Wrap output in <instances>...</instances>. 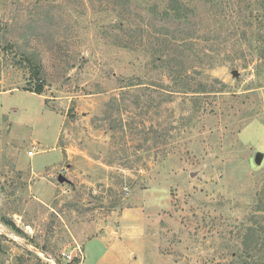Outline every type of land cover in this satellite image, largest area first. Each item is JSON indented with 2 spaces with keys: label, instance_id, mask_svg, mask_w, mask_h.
I'll use <instances>...</instances> for the list:
<instances>
[{
  "label": "rangeland",
  "instance_id": "rangeland-1",
  "mask_svg": "<svg viewBox=\"0 0 264 264\" xmlns=\"http://www.w3.org/2000/svg\"><path fill=\"white\" fill-rule=\"evenodd\" d=\"M175 2L0 0V264H264V0Z\"/></svg>",
  "mask_w": 264,
  "mask_h": 264
},
{
  "label": "trees",
  "instance_id": "trees-1",
  "mask_svg": "<svg viewBox=\"0 0 264 264\" xmlns=\"http://www.w3.org/2000/svg\"><path fill=\"white\" fill-rule=\"evenodd\" d=\"M176 0H172V3H169L168 6H166L164 8V15L167 17L168 21L173 22L175 24H173L172 26H177L179 25H183L188 18V7L187 4L182 3L181 4H176L175 2ZM171 4V5H170ZM170 40V44L173 45L172 50L177 51L179 47H182V52H184L183 47H185L188 43L189 39H181L178 38L177 36L171 37L169 38ZM201 42V41H198ZM166 57H168L167 59H163V57H157L155 56V53H152L149 55V61L147 62V65H152V67L150 68V70L153 69H157V64L160 63L161 65L163 61H169V58H174V63L172 64H167V66L162 69V73H157L160 74V76H162L161 78V86H165L167 92V95H174V94H178V92L180 93H193L196 94L195 96H199V94L202 93H208V92H213V90H211L213 87H207V82H210V79L208 77H204L201 76L199 74H202L199 70L195 68L190 69V73H196L198 74V76L200 77V81L197 82L196 87L193 88H186L185 85H182V83H186V78L185 76H187V74L189 73L188 68H186V70H181L178 71V56L175 57V55H173V53H165ZM163 56V55H162ZM202 56H204L205 58L208 59V56L202 52ZM187 56L184 55L182 57V60L184 58H186ZM181 58V57H180ZM200 61H198V64H203L201 61V57H198ZM204 65H201L199 67H203ZM163 74V75H162ZM34 75L39 79V73L37 71L34 72ZM164 77V78H163ZM140 80V79H139ZM142 84L141 81L137 82V83H129L127 86H136V85H140ZM172 84V85H169ZM27 90L34 92L35 94H42L43 92V85L41 83H37V85H35L32 88H28ZM194 96V95H193ZM264 194V188L262 189V191L259 193H257L256 199L254 201L255 207L256 209L258 208V204L261 203V197ZM258 210V209H257ZM45 252V251H43ZM77 262V260H74L72 262H68V264H75Z\"/></svg>",
  "mask_w": 264,
  "mask_h": 264
},
{
  "label": "built area",
  "instance_id": "built-area-1",
  "mask_svg": "<svg viewBox=\"0 0 264 264\" xmlns=\"http://www.w3.org/2000/svg\"><path fill=\"white\" fill-rule=\"evenodd\" d=\"M36 153H37V151H36L35 149H32V150L28 151V155H29V156H33V155L36 154ZM65 256H66L68 262H72V261H74L75 258H76L75 255L73 256V255H71L70 253H69V254H65ZM77 258H78V260H77L76 263L80 264L81 261L83 260V257L80 255V256H78Z\"/></svg>",
  "mask_w": 264,
  "mask_h": 264
},
{
  "label": "water",
  "instance_id": "water-1",
  "mask_svg": "<svg viewBox=\"0 0 264 264\" xmlns=\"http://www.w3.org/2000/svg\"><path fill=\"white\" fill-rule=\"evenodd\" d=\"M254 162H255L256 164H261V162H262V155H261L260 153H257V154L255 155ZM42 254H43V256H44L46 259H48V260H52V258H51L49 255H47V254H45V253H42Z\"/></svg>",
  "mask_w": 264,
  "mask_h": 264
}]
</instances>
